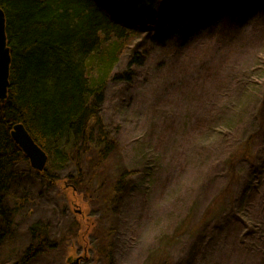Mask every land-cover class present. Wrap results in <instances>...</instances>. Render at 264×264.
<instances>
[{
    "label": "rangeland",
    "instance_id": "1",
    "mask_svg": "<svg viewBox=\"0 0 264 264\" xmlns=\"http://www.w3.org/2000/svg\"><path fill=\"white\" fill-rule=\"evenodd\" d=\"M242 3L248 16L192 40L129 44L101 115L117 143L107 175L80 187L68 167L45 187L14 185L9 205L35 198L16 207L0 264L24 263L36 226L55 250L26 264H264V9Z\"/></svg>",
    "mask_w": 264,
    "mask_h": 264
},
{
    "label": "trees",
    "instance_id": "2",
    "mask_svg": "<svg viewBox=\"0 0 264 264\" xmlns=\"http://www.w3.org/2000/svg\"><path fill=\"white\" fill-rule=\"evenodd\" d=\"M258 1L250 0L251 6L264 9V2ZM242 2L0 0L12 58L9 96L0 101V249L17 225L18 206L27 204L26 196L35 198L22 193L9 205L14 185L30 178L25 182L30 189L38 182L45 187L46 180H56L58 171L68 167L80 173L71 178L77 186L91 185L103 176L102 165L117 148L101 117L105 93L116 63L129 44L150 31L157 47L173 38L192 40L224 18L235 20L245 15ZM261 112L264 117V104ZM20 123L49 157L43 173L32 171L10 135L13 126ZM95 162L100 166L83 172L82 168ZM22 164L33 175L24 176ZM129 176L126 173L114 183L111 199L100 194L101 202L110 205L116 195H122L123 181ZM39 192L43 190L36 194ZM40 227L31 229L34 236L38 235L26 250L23 264L55 250L47 238L49 230L42 226L45 231L40 232Z\"/></svg>",
    "mask_w": 264,
    "mask_h": 264
},
{
    "label": "water",
    "instance_id": "3",
    "mask_svg": "<svg viewBox=\"0 0 264 264\" xmlns=\"http://www.w3.org/2000/svg\"><path fill=\"white\" fill-rule=\"evenodd\" d=\"M7 18L0 7V99L5 100L10 86L11 50L8 47ZM15 143L28 158L32 169L43 173L49 161L48 155L35 143L33 137L27 132L23 124L17 125L12 132Z\"/></svg>",
    "mask_w": 264,
    "mask_h": 264
},
{
    "label": "bare ground",
    "instance_id": "4",
    "mask_svg": "<svg viewBox=\"0 0 264 264\" xmlns=\"http://www.w3.org/2000/svg\"><path fill=\"white\" fill-rule=\"evenodd\" d=\"M163 1H165V2H168V1H173V0H163ZM262 2H264V0H261ZM250 13H248V12H246V14L245 15H241V16H239V17H246V16H248ZM238 17V18H239ZM224 20H232V19H230V18H224L223 20H221L219 23H222V22H224ZM218 23V24H219ZM8 47H9V44H8ZM10 48V47H9ZM10 50H11V48H10ZM11 65H12V62H11ZM10 69H11V67H10ZM12 70V69H11ZM10 77H11V73H10ZM9 80H10V78H9ZM10 84H11V80H10ZM9 88H10V86H9ZM9 88H8V95H7V98L5 99V100H1L0 99V101H6L7 99H8V96H9ZM20 124H22V123H20ZM20 124H17V125H20ZM17 125H15V126H13V128H12V130H11V133H10V135L12 136V139H13V134H12V132L14 131V128L17 126ZM25 127V126H24ZM26 129V128H25ZM13 141H14V139H13ZM14 143H15V141H14ZM16 144V143H15ZM17 145V144H16ZM28 159V158H27Z\"/></svg>",
    "mask_w": 264,
    "mask_h": 264
}]
</instances>
